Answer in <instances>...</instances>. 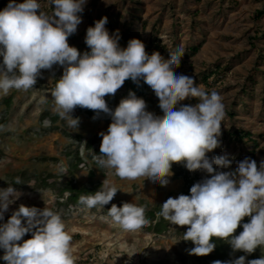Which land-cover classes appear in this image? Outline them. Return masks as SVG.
Returning <instances> with one entry per match:
<instances>
[{"label":"clouds","instance_id":"clouds-1","mask_svg":"<svg viewBox=\"0 0 264 264\" xmlns=\"http://www.w3.org/2000/svg\"><path fill=\"white\" fill-rule=\"evenodd\" d=\"M85 2L51 0L55 7L48 14L40 10L37 0L19 4L10 0L0 11V91H28L42 70L62 66L63 74L51 90L59 117L73 128L80 123L72 116L77 107L111 117L107 132L99 133V169H114L121 179L144 177L161 186L168 185L173 163L183 164L190 172L211 174V178L194 184L190 195L168 198L158 213L171 225L187 226L183 240L194 244L190 255L213 252V238L246 254L264 247V162L258 169L255 160L245 158L234 172H217L214 164L227 168L231 161L226 156H207L220 146L225 112L219 93H208L192 77L175 73L182 57L179 49L165 59L159 52L149 55L139 39H130L127 47L121 48L118 37L105 28L107 17L87 29L85 43L90 52L81 55L69 45L68 37L82 22L78 14ZM129 79L137 85L143 80L154 91L163 116L146 111V102L131 91L114 111L108 107L105 97L114 96ZM189 98L198 103L181 105L177 110L180 102ZM15 184H21L19 177ZM117 191L106 179L95 193L80 196L78 203L88 209L105 207ZM18 198L11 185L0 189V220ZM107 215L128 233H136L149 223L145 208L134 203L112 204ZM244 217H251L250 222L243 224L239 235H233ZM26 233L32 238L19 243ZM71 239L61 216L46 206L41 210L20 205L0 224V249L7 264H74ZM213 264H246V257ZM247 264H264V256Z\"/></svg>","mask_w":264,"mask_h":264},{"label":"rangeland","instance_id":"rangeland-1","mask_svg":"<svg viewBox=\"0 0 264 264\" xmlns=\"http://www.w3.org/2000/svg\"><path fill=\"white\" fill-rule=\"evenodd\" d=\"M24 0H15L23 3ZM3 11L10 0L1 3ZM41 8L51 7V0H38ZM2 4V5H1ZM53 9H51V12ZM49 14V13H48ZM81 23L77 31L68 37L70 46L81 55L90 49L85 43L87 29L107 17L117 29L116 34H129L130 39L140 37L144 45L152 36L158 37L155 50L169 59L178 49L182 57L179 73L192 77L205 91H216L222 98L225 116L221 125L220 146L207 153L226 156L231 164L224 168L213 165L217 172H234L245 158L255 160L259 169L264 162V0H86ZM107 23L105 28L107 29ZM204 40L199 52L188 56L193 44ZM121 48H126V40ZM3 58L0 57V63ZM220 66L225 72L212 76L208 83L201 80L202 74ZM63 74V67L54 65L51 70H42L36 85L28 91H0V189L11 184L13 176L25 179L12 186L19 198L9 205L13 213L20 205L43 209L45 206L59 214L71 236V254L74 261L85 260L88 264H213L217 259L190 255L194 247L184 241L187 226L171 225L161 218L165 229L155 232L153 226L159 221L151 219L168 198L190 195V186L211 174L204 170L189 171L183 164L173 163L167 186L153 184L140 177L135 180L121 179L114 169L101 170L96 158L100 154L101 132H107L112 121L98 116H89L83 108H76L72 116L80 120L79 127H69L54 110L51 90ZM143 81L124 83L117 90L112 102L119 105L121 99L134 92L146 102V111L163 116L159 99ZM10 97V102L6 99ZM194 98L181 101V105L194 106ZM95 117V119H94ZM71 119V117H69ZM244 130L252 134V140L234 139L230 131ZM91 141L92 143H88ZM186 170L185 177H176L179 170ZM49 176L54 185L38 186L39 176ZM118 189L113 200L105 207L88 209L78 201L70 200L68 191L62 187L74 184L79 188L94 185L98 191L104 180ZM82 195H89L83 193ZM12 199V197H10ZM134 203L145 208L149 223L136 233L123 231L115 224L107 211L112 204ZM251 217H244L233 235L243 231V224ZM227 253L222 262L246 257L247 261L264 256V247H257L251 254L233 251L231 245L220 239ZM4 250L0 249V264ZM221 261V260H220Z\"/></svg>","mask_w":264,"mask_h":264},{"label":"trees","instance_id":"trees-1","mask_svg":"<svg viewBox=\"0 0 264 264\" xmlns=\"http://www.w3.org/2000/svg\"><path fill=\"white\" fill-rule=\"evenodd\" d=\"M7 0H2L1 3H5ZM24 2V1H23ZM38 2V0H37ZM39 3V2H38ZM2 5V4H1ZM54 4L51 6V7H46V8H41L40 10L41 11H44L46 13H49L51 14V9H54ZM107 30L109 32V34L111 36H113L114 38H117L118 37V44L119 46L121 47L122 44L125 42L124 39L126 40V47H127V44H128V41L130 40V36L129 34H126V33H122V34H116L115 35V32L117 31V29L115 28V26L112 25V23H107ZM136 39H139L141 40L140 37H137ZM158 37H155L154 35L152 36V39L151 41H148L146 44H145V50L146 52L151 55L153 52H155V50L157 49H161V46L157 45V41H158ZM142 41V40H141ZM143 42V41H142ZM204 44V40H200L199 42L193 44L192 46L189 47V50L187 51V55L188 56H193L195 54H197L199 52V50L201 49L202 45ZM90 52V51H89ZM175 73L178 75L179 73V68H175L174 69ZM223 72H225L224 69H221L220 66H216L214 69L212 70H209L207 72H205L204 74H202V77H201V80L205 83H208L209 82V79L210 77L212 76H217L215 79L219 78L220 74H222ZM140 81H143V80H140ZM144 82V81H143ZM125 83H129V84H134V82L132 80H126ZM144 86V88L147 87V84L144 83L142 85V87ZM105 100H106V103L108 105V107L111 109V110H115V108L117 107L116 104L114 102H112V98L109 97V96H106L105 97ZM6 102L9 103L10 102V97H8L6 99ZM77 108H80V107H77ZM83 110L86 112V114H88L89 116H97V114L92 111V110H89V109H84ZM98 117H100L101 119L103 120H106V121H112L111 120V117L105 113H100L98 115ZM3 121H0V126L2 124ZM2 135V133H0V136ZM229 136L234 138V139H237V140H241L242 142L246 139L248 141H252L254 143L257 144L256 141L252 140V134L248 131H244V130H235V131H230L229 132ZM89 144L92 143L91 141L88 142ZM0 152H2V149L0 148ZM187 171L186 170H179L177 171V173L175 174L176 177H185L187 180L189 179L188 178V173H186ZM25 176L23 174V176L21 177V184L22 182H24V179H25ZM37 177H40L37 176ZM17 177L16 176H13L11 178V184L12 186H17V185H20V184H15V179ZM49 179V176H41L40 178H38L39 180V183H38V186H48V185H54V183H49L48 181ZM193 185L190 186V188L192 187ZM96 189L97 187L94 186V185H91V186H88V187H82V188H79L78 186L74 185V184H70L69 186L67 187H62L61 188V192H65V191H68L70 193L69 195V199L70 200H74V201H78L79 200V197L81 196V194L83 193H87L89 195L93 194L96 192ZM161 211V208L157 210V213L155 212H151V219L152 221L155 220V214L158 215V213ZM12 213H9V212H5L4 213V219L3 220H0V224H3V223H6L8 221V219L11 217ZM159 216V215H158ZM161 216H159V221L156 225L153 226V229L155 230V232H158V233H161L165 228L164 225H162L161 223ZM22 223H25L26 224V220H22ZM32 238L31 236V233H26L25 236L22 238V240L19 242V243H23L24 240H27V239H30ZM71 238H72V235H71ZM212 243H214L216 245V247L214 248L213 252H211L210 254L206 255V256H202V257H210V256H213L215 257L217 260H223L225 256H227V253L223 250V244L220 243V239L218 238H213V240L211 241ZM74 264H88L87 261L85 260H77V261H74Z\"/></svg>","mask_w":264,"mask_h":264},{"label":"built area","instance_id":"built-area-1","mask_svg":"<svg viewBox=\"0 0 264 264\" xmlns=\"http://www.w3.org/2000/svg\"><path fill=\"white\" fill-rule=\"evenodd\" d=\"M131 80V79H130Z\"/></svg>","mask_w":264,"mask_h":264},{"label":"crops","instance_id":"crops-1","mask_svg":"<svg viewBox=\"0 0 264 264\" xmlns=\"http://www.w3.org/2000/svg\"><path fill=\"white\" fill-rule=\"evenodd\" d=\"M204 45V44H203Z\"/></svg>","mask_w":264,"mask_h":264}]
</instances>
